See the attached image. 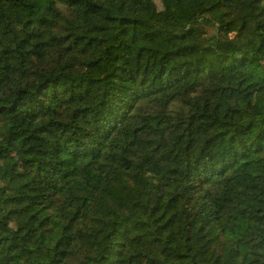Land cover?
<instances>
[{"label": "trees", "instance_id": "1", "mask_svg": "<svg viewBox=\"0 0 264 264\" xmlns=\"http://www.w3.org/2000/svg\"><path fill=\"white\" fill-rule=\"evenodd\" d=\"M0 264H264V0H0Z\"/></svg>", "mask_w": 264, "mask_h": 264}, {"label": "rangeland", "instance_id": "2", "mask_svg": "<svg viewBox=\"0 0 264 264\" xmlns=\"http://www.w3.org/2000/svg\"><path fill=\"white\" fill-rule=\"evenodd\" d=\"M231 35H234L235 34V29H232L231 32H230Z\"/></svg>", "mask_w": 264, "mask_h": 264}]
</instances>
